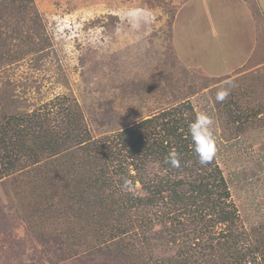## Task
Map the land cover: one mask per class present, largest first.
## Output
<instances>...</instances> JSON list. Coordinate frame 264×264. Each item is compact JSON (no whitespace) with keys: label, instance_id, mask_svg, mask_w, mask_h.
I'll return each mask as SVG.
<instances>
[{"label":"rangeland","instance_id":"1","mask_svg":"<svg viewBox=\"0 0 264 264\" xmlns=\"http://www.w3.org/2000/svg\"><path fill=\"white\" fill-rule=\"evenodd\" d=\"M35 10L36 23L30 20ZM7 14L9 27L22 22L41 32L37 53L17 56L0 70V88L18 101V109L39 114L45 104L69 97L94 139L177 106L213 118V160L227 180L229 209L239 216L240 256L250 261L248 250L264 238V0H32L25 14ZM222 87L230 95L217 103L215 93ZM226 103L235 114L239 105L242 117L257 119L234 121ZM60 162L68 168L66 158ZM44 163L39 174L20 168L0 180V264H84L95 255L93 231L82 233L88 238L81 239L78 251L67 247L59 232L76 224L75 218L46 223L39 217L42 200L28 198L34 182L48 174L61 182L63 171ZM147 169L149 177L165 174L156 163ZM128 191L141 194L132 187ZM258 227L261 232L254 234ZM222 229L226 226L215 232ZM182 243H163L154 254L174 256ZM133 255L118 254L116 260L134 263Z\"/></svg>","mask_w":264,"mask_h":264},{"label":"trees","instance_id":"2","mask_svg":"<svg viewBox=\"0 0 264 264\" xmlns=\"http://www.w3.org/2000/svg\"><path fill=\"white\" fill-rule=\"evenodd\" d=\"M30 1L23 5L20 0H0V70L17 56L38 52L41 32L37 28L26 29L22 22L9 27L5 20L8 10L25 14ZM30 15L36 23L37 11ZM16 39L20 44L16 41L12 47L9 41ZM6 92L0 88V180L20 168H32L34 175L39 174L46 160L48 169L62 170L61 182L48 174L34 182L27 196L42 200L44 209L39 217L46 223L75 218L76 224L59 232L62 242L69 241L67 247L78 251L76 247L84 245L81 239L88 238L82 233L89 236L94 232L91 251L95 255L87 256L84 264H123L116 258L127 252L136 257L134 263L127 264H248L257 260L264 264V238L248 250L253 255L250 261L240 256L244 234L236 231L240 223L237 210L229 209L227 180L214 160L202 166L193 151L188 124L196 115L191 107L163 110L119 129L113 136L94 139L83 126L82 112L73 99L45 104L46 110L37 114L18 109V101ZM228 107V116L234 121L257 119L256 115L253 121L242 117L245 114L239 105L238 114L230 104ZM172 149L180 154L179 168L165 162ZM62 158L69 163L66 169L62 168L66 166L60 162ZM151 163L159 164L165 174L149 177L147 166ZM125 180L141 194L129 192ZM159 204L163 210L153 212ZM161 225L163 228L157 230ZM224 225L225 231L215 232ZM260 229L253 233H260ZM191 234L195 235L192 241L181 242ZM181 243L184 247L174 256L158 258L154 254L161 244L170 247Z\"/></svg>","mask_w":264,"mask_h":264},{"label":"clouds","instance_id":"3","mask_svg":"<svg viewBox=\"0 0 264 264\" xmlns=\"http://www.w3.org/2000/svg\"><path fill=\"white\" fill-rule=\"evenodd\" d=\"M229 95V88L222 87L217 89L215 100L217 103H222ZM213 126V118L205 112L198 113L195 119L188 124V134L191 138L193 151L202 166L210 164L216 155L217 148ZM165 162L173 168H179L181 166L180 154L172 149L165 157ZM124 187H130L127 180H125Z\"/></svg>","mask_w":264,"mask_h":264}]
</instances>
